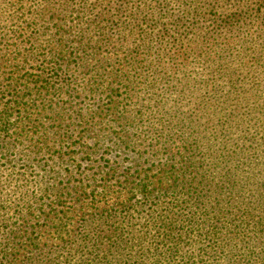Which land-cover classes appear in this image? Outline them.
Returning a JSON list of instances; mask_svg holds the SVG:
<instances>
[{"label":"trees","instance_id":"trees-1","mask_svg":"<svg viewBox=\"0 0 264 264\" xmlns=\"http://www.w3.org/2000/svg\"><path fill=\"white\" fill-rule=\"evenodd\" d=\"M44 9L45 14L33 8L30 15L37 11L35 16H45L41 25L50 43L44 52L56 78L40 75L34 82L41 84L26 91L21 79L13 85L4 80L7 76L0 77V96H10L0 102V190L13 186L17 195L6 241L0 242V264L11 263L18 249L27 252L22 264L40 263L31 254L40 249V220L52 214L34 215L42 204L48 201L51 210L56 204L66 206L63 214H55L61 220L56 230L63 233L72 202H95L112 187L120 191L128 174L132 186L141 190L136 203L142 205L157 188L158 207L139 227L140 238L122 237L130 226L128 212H109L80 229L79 245L67 243L80 251L94 246L96 252H88L94 264H222L220 256L223 264H264V255L259 259L254 253L264 245V94H241V100L227 94L211 101L196 97L186 140L158 129L171 118L172 95L159 92V84L171 82L177 64L170 62L183 49L185 57H214L212 62L233 51L223 60L230 81H247L264 93V0H46ZM208 28L214 34L198 41ZM187 33L188 46L181 43ZM87 58L94 61L89 80H82L96 98L91 114L74 108L75 97L62 106L41 102L40 95L50 98L52 91L70 96L83 92L67 77L88 74L83 70ZM101 117L105 127L94 133L95 144L82 140L86 128L74 139L75 129L94 127ZM149 122L158 125L152 132L157 149L172 140L175 152L165 162L145 157L138 145L147 141ZM95 155L98 164H92ZM164 180L166 194L158 190ZM181 202H186L187 217L177 208ZM6 204L0 200V209ZM106 220L113 224L101 228ZM242 242L252 250L248 259L240 258Z\"/></svg>","mask_w":264,"mask_h":264},{"label":"rangeland","instance_id":"rangeland-1","mask_svg":"<svg viewBox=\"0 0 264 264\" xmlns=\"http://www.w3.org/2000/svg\"><path fill=\"white\" fill-rule=\"evenodd\" d=\"M45 6L46 0H0V77L4 78L7 76L4 80L13 85H16V82L21 79L22 83H27L28 88H26V91H29V86L41 84V81L39 80L34 82V79H38L40 75H45L49 77V79L56 78V71L50 69L52 68V65L48 62L49 58L44 52L45 47L50 43L48 36L45 35L46 30L43 29V26L41 25V21L45 16H35L37 11L33 16L30 15L33 8L40 9L44 12ZM45 13L46 12H44V14ZM18 17L21 18L19 19ZM242 31L243 30H241V32ZM235 33L236 32H234V34ZM212 34L214 33L211 28L202 30L200 32V40L198 41H202L203 39L206 40V38ZM219 35L224 36V33H220ZM181 43L188 46V33L187 36L182 39ZM195 45L196 44H194V47ZM184 52L183 49L181 54L176 56V60L170 62L177 64L175 66L177 68L175 72H177H173L171 82L164 80L159 84V92L167 94L169 91L168 93L172 92V95L170 99H168V109L171 111V118L169 121L165 122L166 127L161 125L158 129H163L170 135L173 134L175 137L182 135L186 140L188 139V117H190V113L193 111L192 106L196 97L211 101L210 99L214 97L218 98L223 94H227L231 99L241 100L243 98L241 94H244V97L246 95H253L252 93H257V96H259V94H264L260 88L251 85V83L247 81H230V68H226V61L223 60L228 59L233 51H226L225 54L227 57L219 58V61L216 62H212L214 57L210 60H206V57L203 59L189 55L185 57L183 55ZM93 63L94 61H92V58H87L83 63V70L87 71L88 74L67 77L72 80L73 85H76L83 92L76 91L74 96H70L66 94V92L57 95L55 94V91H52V93L49 94L51 99L48 97V94L40 95L41 102L48 103L49 101H56L62 106L67 101L72 100V97H75L76 104L74 108L80 110L83 114H91V109H95L94 104L96 98H94L89 92L90 87L87 85V82L82 80H89L91 73H93L90 71ZM216 68L218 70H215ZM70 74L73 75V72L70 71ZM10 75L11 77H8ZM47 85L50 86L51 83H48ZM261 88L264 89V86ZM137 90L139 91L137 95H139L140 90ZM35 91L36 90L33 89V92ZM0 98V102H5L10 96L2 94ZM135 100L136 98L133 99V101ZM245 101L247 100L245 99L244 102ZM244 104H247V102ZM206 105L207 108L204 110L205 113L209 114L212 106H210V103H207ZM215 106L216 105L213 107ZM247 107L248 111L252 110L249 107H252L254 110L253 105H247ZM105 122L106 119L101 117L94 127H90V124H82L80 127L76 125L78 128L74 130V139L80 138L81 135L79 134V131L86 128L87 136L82 140H85L87 144H95L96 137L94 136V133L99 129H103L105 127ZM148 125L151 128L146 132L147 141H138V145L145 153L144 156L148 157L150 160L157 159V161L163 160V162L169 160L171 154L175 152L170 145L172 140L163 141L159 149H157L152 140V132L154 131V127H157L158 125H153L150 122ZM261 136L262 133H260L258 137ZM263 138L264 137L261 138L260 142ZM261 146L263 147L264 145ZM63 151H67L66 146L63 147ZM71 156L74 158L76 157L78 162H81L79 155L72 154ZM98 156L99 155H95L92 158V164H98L100 162V160L97 159ZM128 160L129 159H126L125 163H130ZM83 164L85 165L86 162H83ZM12 166L17 167V165L14 164ZM19 167L21 166L19 165ZM127 179L126 182H123L122 185L125 186L122 187L120 191H118L117 187H112L109 192L98 195L97 201L95 202L90 203L85 198H82L79 202L77 201V203L72 202L74 205L72 207L73 211L66 212V216L63 218L65 220L68 219L67 226L64 230L62 229L63 233L56 230L58 228H56L55 225L61 220L56 219L55 214L57 212L58 214H63V211L67 210L64 204H56L54 206L55 210H51V206H46L48 204L47 201V204H42L43 207L41 209L34 210V215L39 214L46 216L45 212L49 210L52 211V214L51 218L46 216L47 218L45 220H40L41 227L38 230L41 231L39 232L38 239V247L40 249L31 254L33 256L32 261H35L36 263H39L40 261L39 264H86L92 259V264H94V257L88 254L90 251H95L94 246L84 248L80 251L77 248L72 249V246L68 245L67 242L75 241L76 244L80 243L82 235L80 236L78 231L84 227H88L91 221H102L103 215L109 212L120 215L128 212L129 221L128 218H126V225L129 223L130 226H128V230L123 231L122 237L126 238L128 235H135L140 238L142 233L139 234V227L147 223L145 222V219L147 220L158 207L155 198L158 195V192L156 191L157 188H154L153 190L155 191L152 197L144 199L142 205L136 203V201L142 197L141 190L136 185V187L132 186L134 184L129 174ZM167 183L168 180L162 182L164 186L158 188V190H161L159 192L164 194L167 193L164 191ZM152 185L153 187H157L156 184ZM1 188L0 200L6 199L7 201L6 207L0 209V221H4L0 228V242L4 243L6 241V234L4 231L7 230V225L15 216L17 203L15 199L17 198V195L14 194L13 188L15 187L13 186H6L5 188L3 186ZM180 204L181 205L177 208L183 210L187 217L188 208L186 202H181ZM157 213L158 210L155 214ZM112 216L116 217L120 222L123 220L119 215L115 216V214H112ZM105 222L102 224L101 228L104 227L106 229L109 227L108 225L113 224V220L107 221L106 223L108 224ZM101 235H103V233ZM25 238L26 237H23L21 239L25 240ZM260 238L264 240V232L260 234ZM92 243H94V241H92ZM242 243L244 248L240 251V253H242L240 258L248 259V255L252 254V250H249L250 248L248 249L249 246L245 242ZM51 247H53V250H51ZM18 251L19 252L15 257L16 259L14 258L9 264H22L27 262L25 256L27 252L22 249H18ZM41 253H43V256ZM254 253L258 256L257 258H262L264 255V245L259 246ZM220 261L223 264L224 261L221 256Z\"/></svg>","mask_w":264,"mask_h":264}]
</instances>
